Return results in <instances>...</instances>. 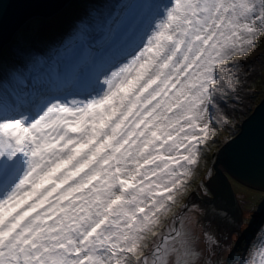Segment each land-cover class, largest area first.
Here are the masks:
<instances>
[{
    "label": "snow or ice",
    "instance_id": "6c2138e0",
    "mask_svg": "<svg viewBox=\"0 0 264 264\" xmlns=\"http://www.w3.org/2000/svg\"><path fill=\"white\" fill-rule=\"evenodd\" d=\"M261 37L264 0H171L131 58L95 77V95L34 101L35 114L0 106V264H198L195 238L162 217L209 145L234 58Z\"/></svg>",
    "mask_w": 264,
    "mask_h": 264
},
{
    "label": "rangeland",
    "instance_id": "374dc122",
    "mask_svg": "<svg viewBox=\"0 0 264 264\" xmlns=\"http://www.w3.org/2000/svg\"><path fill=\"white\" fill-rule=\"evenodd\" d=\"M70 1L74 3H69ZM170 2L171 0H69L55 13L47 16H30L0 50V97L6 87L3 80L9 81L16 89L14 81L20 77L28 78L38 65L37 57L41 55L42 51H45L48 54L43 55L44 59L50 61L53 58V61H60V63L68 65L65 67L67 84L73 87L68 91V98L60 95L48 99L59 98L64 101L83 102L90 95L96 94L92 85L95 77L101 71H107L113 65H119L126 58L130 59V54L146 41L148 34L162 18L165 5H169ZM76 8L79 12L78 22L82 25L79 28L82 31L81 38L75 45L76 47L71 46L70 50L67 49V54L55 58L53 57L54 49L45 45L43 41L48 34L57 33L60 35L64 22L69 19ZM80 34L81 32H79ZM6 48L13 52L12 61L19 59L17 61L20 62V67H17L15 63L12 66V61L5 55ZM56 56L59 57L61 54ZM234 59L236 62L234 71L238 78L234 83V88L226 90L227 95L218 96L216 103L211 108L212 137L209 146L215 148L214 150L218 149L222 133H225L227 137L235 135L239 130L240 122L264 96V37L259 38L250 54ZM6 61L10 63L11 68L6 67ZM13 67L14 74L11 73ZM71 75L74 76L73 80L69 79ZM77 82L83 84L72 86ZM18 98L19 94L16 104L22 102L21 98L20 100ZM9 110L11 111L8 113L9 115L21 111L17 109L16 105L13 108L10 107ZM36 110L33 103L23 112L35 114ZM23 135L28 137V142H31V136L35 134L24 133ZM41 143L43 145L44 142ZM160 154H163L162 149ZM49 158L50 153L45 154L42 163ZM36 159H39V156ZM213 160V154L212 156L210 154V158L200 159L199 164L194 166L195 173L191 177L194 179V183L190 182L191 186L182 195L181 203L172 205L171 210L163 217L165 224L169 226L172 224V218L182 208L183 201L191 190L195 188L206 190L204 182L213 173ZM112 162L114 163V161ZM170 166L176 167L174 163ZM150 167L153 166L145 165L141 171ZM18 175L19 172H9L2 179L8 180L10 177ZM138 180L139 177H137ZM133 184H136V181ZM231 184L238 198L242 221H240L239 233L236 228L227 229V233H230L229 240L227 236L225 239H220L219 236L207 230L205 225L207 210L198 202L188 206L179 217L176 216V228L182 232L190 233L196 240L195 247L200 253L198 264H243L246 258L255 260L256 264H259L261 257L264 256V191L246 187L232 178ZM31 187V182L25 185L26 190H30ZM46 187H50V185H46ZM66 187L67 185H61L58 192ZM204 193L208 194V192ZM57 194L54 193L53 197L49 199H53ZM216 224L221 226V222ZM175 258V255L169 258L170 264L175 261Z\"/></svg>",
    "mask_w": 264,
    "mask_h": 264
},
{
    "label": "water",
    "instance_id": "95a60500",
    "mask_svg": "<svg viewBox=\"0 0 264 264\" xmlns=\"http://www.w3.org/2000/svg\"><path fill=\"white\" fill-rule=\"evenodd\" d=\"M68 1L0 0V50L27 18L32 15L47 16L55 13ZM22 80L23 77H20L17 81ZM21 86L16 83L17 96L22 94ZM213 157V173L204 182L206 190H191L175 217H179L188 206L198 202L207 210V229H211L213 223L218 222L215 216L217 214L222 217L220 222H223L224 218L231 221V226L227 229L236 228L239 233L242 216L240 217L238 198L230 178L246 187L264 191V96L240 122L237 133L227 139L213 153ZM229 236L230 233L227 234L228 240Z\"/></svg>",
    "mask_w": 264,
    "mask_h": 264
},
{
    "label": "bare ground",
    "instance_id": "6f19581e",
    "mask_svg": "<svg viewBox=\"0 0 264 264\" xmlns=\"http://www.w3.org/2000/svg\"><path fill=\"white\" fill-rule=\"evenodd\" d=\"M101 38V37H100ZM1 54V51H0ZM48 54L45 51H42L41 56L39 57L40 60H44V56ZM49 64V62H47ZM65 63H60V65H57L59 73L57 74L56 71H50L48 73L47 69L49 65L47 66L46 70L41 71L39 70V66L36 70H34L28 78H23L22 81H14L20 85H24L26 87V91L24 96H21L22 102L20 104H16L17 102V95L15 87L9 83V81L3 80V83L6 84L5 90L2 93L0 97V106H2L5 110H8L7 113H10L9 110L10 107L13 108V106L16 105L17 109L21 111H26L27 108H30L34 101H43L45 99L64 95V97L68 98L67 94L68 91L73 88L68 86L67 84V71L65 67L63 66ZM44 67H46V64H43ZM41 75V77H39ZM55 76H61L55 77ZM53 78V79H51ZM22 84H21V83ZM41 82H46L47 85H44V83L41 84ZM38 87V88H37ZM39 91V92H38ZM25 97V98H24ZM20 100V98H18ZM23 103V104H22ZM14 110V109H13ZM12 110V112H14ZM25 146V145H24ZM216 218L219 220L222 219L219 215L215 214ZM208 218L206 217L205 223L207 224ZM231 221L227 218H224V221L221 222V226H217L216 223H213L211 229H207L209 232H212L213 234L220 237V239H225L227 236V228L231 226Z\"/></svg>",
    "mask_w": 264,
    "mask_h": 264
},
{
    "label": "trees",
    "instance_id": "16d2710c",
    "mask_svg": "<svg viewBox=\"0 0 264 264\" xmlns=\"http://www.w3.org/2000/svg\"><path fill=\"white\" fill-rule=\"evenodd\" d=\"M69 3H74L72 1H70ZM79 12L77 11V8L76 10L71 14V16L69 17V19H66V21L64 22V27H63V31L61 32V34H57V33H53V34H48L47 37H45V40L43 41V43L45 45H48L49 47L53 48L55 50V53L54 55H58V54H61L63 53V55L66 54V49L64 48V44L66 43V41L68 39H75L74 38V35L76 34H79L80 30L79 28L82 26L79 24L78 22V19H79ZM71 40V41H72ZM5 55L9 58V60L12 61V55H13V52L11 50H8L6 48V53ZM15 58V57H14ZM19 59H14L12 61V66H13V63L16 64L17 67H20L21 64H19L20 62L17 61ZM6 67L8 68V66L10 67V63L6 61ZM19 65V66H18ZM11 68V67H10ZM11 73L14 74L13 70H14V67L11 69ZM16 71V70H15ZM127 123V122H126ZM221 134V132H220ZM230 137L225 134V133H222V136L220 137V144H218V148L221 144L224 143V141H226L227 139H229ZM215 148L213 147H210L208 145V147L205 149L204 153L202 154V157L201 159H207V158H210V154L212 156V154L216 151L214 150ZM81 175H83V173H81ZM79 179V178H78ZM155 179V178H153ZM191 181L192 183H194V179L191 178ZM196 181V180H195ZM230 181H231V178H230ZM135 181H133L134 183ZM93 183H95V181H93ZM137 184V182H136ZM139 185L137 184V187ZM191 186V185H190ZM128 191H132V188H129ZM160 192H162V188H159V189H156V193L159 194ZM167 195V194H165ZM181 198H182V195L180 196H177L175 198V203H173L172 205H175V204H178V203H181ZM162 220H163V217H162Z\"/></svg>",
    "mask_w": 264,
    "mask_h": 264
}]
</instances>
